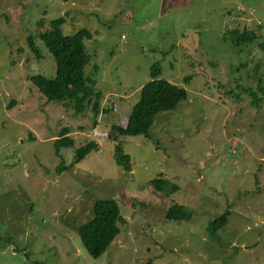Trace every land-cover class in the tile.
<instances>
[{"label":"rangeland","instance_id":"374dc122","mask_svg":"<svg viewBox=\"0 0 264 264\" xmlns=\"http://www.w3.org/2000/svg\"><path fill=\"white\" fill-rule=\"evenodd\" d=\"M58 17L63 35L90 33L86 73L106 112L76 113L31 82L55 76L36 32ZM243 30L256 40L237 45ZM156 66L186 97L155 115L148 136L121 135L126 172L111 125L126 123ZM263 66L264 0H0V264H264ZM63 127L73 145L56 154ZM158 175L177 190L155 191ZM99 198L119 202L122 232L93 258L77 228ZM173 203L183 222L165 219Z\"/></svg>","mask_w":264,"mask_h":264},{"label":"trees","instance_id":"16d2710c","mask_svg":"<svg viewBox=\"0 0 264 264\" xmlns=\"http://www.w3.org/2000/svg\"><path fill=\"white\" fill-rule=\"evenodd\" d=\"M62 21L63 18L58 17L50 20L49 23L42 20L37 22L38 32L36 35L54 59L55 76L49 79L38 74L30 80L48 101L56 100L63 105L72 106L76 113L88 107L97 116L109 108L101 105L104 94L96 89V80L86 73L91 57L86 51L85 41L90 39L91 35L85 29H81L73 35H63L58 29V25ZM237 37V45H249L256 40L257 35L255 31L243 30L241 33L238 32ZM33 40V38L28 39V46L34 55L41 58ZM258 46L262 48V45ZM96 69L94 67V73H96ZM262 73L261 81L264 85V66ZM159 76L160 70L156 66L152 70L151 79L140 87L139 97L132 105L126 123L122 126L111 125L110 137L117 142L114 146L113 159L126 172L131 171V160L119 142L121 135L148 136L155 115L160 111L175 108L186 97L184 87ZM94 124H97L96 119ZM67 132L69 131L65 127L61 128L60 136L55 139L56 154L60 147L73 145V139L66 135ZM96 146L95 141H90L77 149L75 162L81 160L89 150ZM150 183L155 191L161 193H172L178 188L177 184L163 178L162 175L151 179ZM186 215V208L179 203H173L165 211V219L170 222H183L186 220ZM228 216L229 209L208 222L206 227L208 234L216 236L218 230L227 224ZM122 221V212L118 201L110 198L96 199L92 206L90 219L77 228L79 240L86 252L93 258H98L107 251L111 243L121 234Z\"/></svg>","mask_w":264,"mask_h":264}]
</instances>
